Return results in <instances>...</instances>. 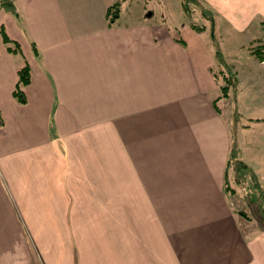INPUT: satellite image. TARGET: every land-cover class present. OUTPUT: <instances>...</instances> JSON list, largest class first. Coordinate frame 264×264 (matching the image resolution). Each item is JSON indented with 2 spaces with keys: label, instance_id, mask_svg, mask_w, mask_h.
<instances>
[{
  "label": "crops",
  "instance_id": "0c3cea01",
  "mask_svg": "<svg viewBox=\"0 0 264 264\" xmlns=\"http://www.w3.org/2000/svg\"><path fill=\"white\" fill-rule=\"evenodd\" d=\"M2 1L0 231L24 236L34 264H264V228L226 191L214 49L182 0H12L19 16ZM204 1L264 19V0H245L243 18ZM248 144L241 134L240 158L262 183Z\"/></svg>",
  "mask_w": 264,
  "mask_h": 264
},
{
  "label": "rangeland",
  "instance_id": "374dc122",
  "mask_svg": "<svg viewBox=\"0 0 264 264\" xmlns=\"http://www.w3.org/2000/svg\"><path fill=\"white\" fill-rule=\"evenodd\" d=\"M230 1L236 4L230 3L226 14L243 18L245 0ZM200 6L213 21L203 17L202 9L195 5H190V16L198 27H204V37L212 43L216 57L213 72L219 87L217 108L231 126L233 154L226 178L228 195L239 212L246 211L251 221L264 228L261 219L264 210V19L254 17L250 22L230 21L204 0ZM246 7L253 14L249 17L255 16L250 3ZM184 18L185 25H190V19ZM223 87L225 93L221 92ZM241 134L248 146L258 142V152L253 156H256L254 161L260 163L256 166L262 183L255 169L240 158L238 139ZM0 242V264H34V246L24 236H10L8 231H0Z\"/></svg>",
  "mask_w": 264,
  "mask_h": 264
},
{
  "label": "trees",
  "instance_id": "16d2710c",
  "mask_svg": "<svg viewBox=\"0 0 264 264\" xmlns=\"http://www.w3.org/2000/svg\"><path fill=\"white\" fill-rule=\"evenodd\" d=\"M190 5H195L196 7H199L200 9H202L201 5V0H182V6H183V10L185 15L190 19V26L193 30H195L196 32H203L204 31V27H198L193 20L191 19V7ZM2 7L5 8L7 11H9L10 13L15 14L16 16H19L14 4L12 0H3L2 1ZM204 9V8H203ZM202 9V15L205 18L210 19L211 21H213L211 16H208V14L206 12H204ZM120 10H121V5L119 3L113 4L111 5L108 10H107V20L109 25H113L114 23H116V21L118 20L119 16H120ZM2 36H3V41L7 46V49L9 52L11 53H20V47L19 45L14 42L13 40H11L6 32L4 31V29H2ZM19 79L18 82L16 84L15 90H14V97L16 98V100L21 103L24 104L26 102V96L24 93V88L30 83L31 80V75H30V68L28 66V64L26 63L20 70L18 73ZM226 80V79H225ZM221 92L225 93L226 89L223 87L221 88ZM219 99V97L215 100L217 102V100ZM217 108V105H216ZM218 109V108H217ZM219 111V109H218ZM0 126H3V120H2V116H1V111H0ZM226 178H227V173H226ZM226 184H227V179H226ZM227 186H226V191H227ZM243 214V213H242ZM261 219L264 220V210H262V216Z\"/></svg>",
  "mask_w": 264,
  "mask_h": 264
}]
</instances>
